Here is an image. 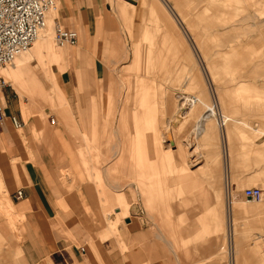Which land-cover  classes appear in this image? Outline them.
Instances as JSON below:
<instances>
[{"label": "rangeland", "instance_id": "374dc122", "mask_svg": "<svg viewBox=\"0 0 264 264\" xmlns=\"http://www.w3.org/2000/svg\"><path fill=\"white\" fill-rule=\"evenodd\" d=\"M181 2L185 3L182 12L174 0H83L77 16L58 18L65 26L77 25L79 40L73 46L56 45L54 23L48 16V28L31 48L46 40L43 43L49 44L47 51L52 55L59 48L69 55L48 63L39 50L31 63L48 92L36 115H28L26 97L20 101L11 85L6 87L18 109L14 113L26 124L11 130L25 146L31 140L36 145L32 147L51 151L61 167L56 171L58 182L67 191L86 183L98 203L102 225L108 226L101 238L114 236L122 250L127 247L117 228L125 225L128 207L130 219L142 229L131 244L145 250L147 260L154 252L169 257L172 264H228L232 248L235 264H264V242L255 237L264 235L260 222L232 203L241 200L248 205L242 190L264 188L249 182L264 179V134L235 129L228 157L223 135L229 123L222 125L226 115L264 132V0ZM58 7L62 11L65 6ZM85 9L88 16H84ZM186 16L195 23L192 31ZM28 51L14 64L0 67L6 82L10 73L21 68V60L29 58ZM95 59L103 64L99 76L92 70ZM71 67L77 86L74 108L55 74ZM193 95L201 102L194 103ZM154 110H159L160 122L155 121ZM203 114L210 117L204 120ZM50 117L57 119L56 124H51ZM33 120L42 129L32 130V137L25 138L24 130ZM204 124L209 128L200 133ZM154 128L160 130L158 146ZM56 135L74 151L73 164L67 163ZM237 159L243 163H236ZM122 193L127 205L119 198ZM218 195L221 202L216 200ZM5 198L13 202L11 190L0 187V235L4 238L0 264H16L19 249L7 243L21 240L23 218L7 211ZM208 198L215 202L220 221L218 239L210 249L206 243L203 247L196 244L197 232L209 225L203 223L205 208L199 211L197 205ZM188 222L193 230H185ZM229 231L233 236L245 235L240 248H233ZM188 250L194 253L187 258Z\"/></svg>", "mask_w": 264, "mask_h": 264}, {"label": "crops", "instance_id": "0c3cea01", "mask_svg": "<svg viewBox=\"0 0 264 264\" xmlns=\"http://www.w3.org/2000/svg\"><path fill=\"white\" fill-rule=\"evenodd\" d=\"M94 0H92L93 3ZM176 7L182 12V7L185 3L181 0H174ZM83 0H63L61 3L64 4L63 10L61 11L58 6L54 7L53 13L50 12V19L53 21L55 17L59 18L66 14L68 16H77L79 11H82ZM60 3V4H61ZM80 6V7H78ZM80 8V9H79ZM63 12V13H62ZM89 15V11L85 9L84 16ZM189 16H186L190 31L195 29V23L191 21ZM82 19V14L81 18ZM59 21V19H58ZM81 22V21H80ZM62 23V22H61ZM81 24L80 31L82 35L86 38V31L83 23ZM65 26V25H64ZM67 28H77L71 26H65ZM84 38V37H83ZM55 41V39H54ZM56 43V41H55ZM57 45V44H56ZM48 46L44 43L38 44V46L30 48L28 51L29 60L24 58L21 60L19 65L21 68L10 73V79L8 83L15 90L16 94L19 96V100L22 101L24 97L29 101L30 107L28 109V115H36L38 113L39 102L43 99H47V91L44 87L40 74H38V69H34L31 64L36 60V55L38 51L46 55L48 58V63L54 61H63L69 55L66 50L59 48L57 54L52 55L47 51ZM76 55V54H75ZM20 57V56H19ZM18 57V58H19ZM22 57V56H21ZM18 58L16 60H18ZM75 58V57H74ZM75 65L78 64V59H76ZM100 65H103L99 59H95L93 65V73L95 76H99V70L102 69ZM75 70L73 67L64 68L61 72L56 71V81L58 86L62 89L67 102L72 108L76 105V94L75 88H77L75 83ZM143 79L140 82L142 84ZM142 90V87H141ZM3 98L6 107V118L0 123V170L2 173V179L0 177V187L4 191V187L11 190V196L13 202L5 198V206L7 211L14 212L18 216H22V232L21 240L15 241L12 239L7 244H16L17 257L18 260L16 264H172L167 256H158V254L152 252L150 258L147 260V255L145 250H138L136 246L131 244L132 240H136L141 234L142 229H139L136 223L130 219V214L128 212V207L125 208V225L118 226L117 230L121 235L123 245L127 249L122 250L120 240L116 239L114 236H108L106 238H101V235L107 231L108 226L102 225V215L99 211L98 203L92 192L88 191L85 186L86 183H81L78 188H74L67 191L65 187L58 182L57 169L61 168L56 161H53V155L51 151L47 149L34 148L36 145L30 141H27L28 146H25L23 139L18 136L15 132L11 130L12 123L8 119L9 115L15 114L18 109L15 104L9 99V93L4 90ZM159 110L153 111V116H155V121L160 122V117L158 116ZM143 117L145 112L142 113ZM75 115V114H74ZM228 120L225 126L229 123V126L225 129V140L227 147V155L233 151L231 142L236 136V130L240 129L243 132L257 131L258 129L252 128L245 120L240 118H231L230 116H223ZM57 120V119H56ZM32 121V123L25 128V138L32 137V130L35 132L42 129L39 123ZM96 123V122H95ZM56 124V122H55ZM144 124L146 125V119L144 117ZM24 126L21 128L23 129ZM209 127L205 124L201 128V132H204ZM63 132V128L59 127ZM264 130V129H263ZM241 132L242 139H247L245 133ZM153 140L155 146L160 143V130L154 128L152 130ZM63 140H65L68 135L64 131ZM59 142L61 143L63 151L66 154V161L69 165L73 164L74 159L71 160L72 151L69 146H63L64 141H61L59 135H56ZM221 138V137H220ZM34 145V147H32ZM30 151H28L29 149ZM255 156V155H253ZM258 157H263L261 154ZM13 160H16L13 166ZM18 160V161H17ZM236 163L242 164L243 162L238 159L235 160ZM228 166L230 161L227 160ZM16 169V175L14 170ZM251 183H256L258 185H264V179H250ZM21 189L23 196L20 199L15 198L17 190ZM122 202L127 205L126 198L124 194H118ZM219 195L217 196V202ZM206 203L197 205V209L201 211L203 207L206 210V217L203 223L207 222L209 225L207 227H201V230L196 234V244L201 243V247L204 243L210 249L212 246V241L216 242L218 239V234L220 231V221L217 216V211L215 210V202L208 198ZM248 205H243L241 200L232 201L236 204L244 213L253 214L260 222V230H264V204H256L251 202H246ZM221 202V201H219ZM16 208V210H15ZM186 209V208H184ZM227 212V211H226ZM169 213L172 211L169 208ZM128 220V221H127ZM185 227L187 230H193V224L189 222ZM211 233V235H205V233ZM243 236L236 235L231 237L233 248H240L244 242ZM255 237H262V242H264V235L261 233L255 235ZM227 240V237H226ZM0 241L3 242L4 238L0 235ZM199 245H197L198 247ZM84 248V251L81 250ZM257 250V247H254ZM194 253V252H193ZM188 250L187 258L193 254ZM156 254V255H155Z\"/></svg>", "mask_w": 264, "mask_h": 264}, {"label": "built area", "instance_id": "2783aa9c", "mask_svg": "<svg viewBox=\"0 0 264 264\" xmlns=\"http://www.w3.org/2000/svg\"><path fill=\"white\" fill-rule=\"evenodd\" d=\"M63 0H0V67L13 63L17 55L26 51L36 40L38 34L47 27V15ZM54 39L60 46L76 45L78 43V32L76 29L67 28L58 18H54ZM10 84L0 76V96ZM6 107L4 98L0 99V123L6 118ZM12 126L18 130L24 126L25 121L17 115L8 116ZM51 124H55L54 117H50ZM222 120V119H221ZM222 122V121H221ZM224 125V124H222ZM242 195L247 201L264 202V188L250 186L242 190ZM23 196L21 189L15 194L16 199ZM231 231L228 238H231ZM84 251V248H81ZM228 264H235L232 248L228 249Z\"/></svg>", "mask_w": 264, "mask_h": 264}, {"label": "bare ground", "instance_id": "6f19581e", "mask_svg": "<svg viewBox=\"0 0 264 264\" xmlns=\"http://www.w3.org/2000/svg\"><path fill=\"white\" fill-rule=\"evenodd\" d=\"M53 8H54V7H53ZM51 11H52V10H51ZM51 11H50V12H51ZM50 12H49V13H50ZM49 13H48V15H47V21H46V23H47V27H46L43 31H45V30L48 28V25H49V23H48V16H49ZM53 21H54V19H53ZM43 31H42V32H43ZM42 32H40V33L38 34V36H37L36 40L34 41V43H35L38 39H40V38H39V37H40L39 35H40ZM52 36H53V39H54V32H53V31H52ZM55 41H56V39H55ZM41 42L46 43V40H45V41H41ZM41 42L38 41V43H36L35 46L37 47L38 44H40ZM34 43H33V44H34ZM33 44H32V45H33ZM56 44H57V41H56ZM32 45H31V47H32ZM57 46H58V44H57ZM31 47H30V48H31ZM30 48H29V49H30ZM29 49H27L26 51H24V52H22V53L27 52ZM22 53L19 54V55H17V57H16V58L14 59V61H13V64H14V62L16 61V59H17L19 56L22 55ZM25 56H26V55H25ZM1 77H2V76H1ZM4 80H5V79H4ZM5 82H6V80H5ZM6 83H7V82H6ZM0 99H1V101H3V97H2V95L0 96ZM186 100H188V98H187ZM191 100H192V99H191ZM188 101L190 102V100H188ZM192 101H193L194 103H195L196 101L199 102V100H198L194 95H193V100H192ZM200 102H201V100H200ZM200 102H199V103H200ZM189 104H191V103H189ZM192 104H193V103H192ZM207 108H208V107H207ZM210 109H211V108H210ZM210 109L208 108V110H210ZM209 115H210V114H209ZM209 115H208V117H210ZM208 117H207V114H203L201 118L205 120V119H207ZM223 120L225 121V123H224V125H225L226 122H227L228 120H226L225 118H223ZM201 123H202V122H201ZM174 124H175V123H174ZM175 128H176V126H175ZM201 128H202V126H201ZM201 128L199 129L200 133H201ZM199 131H197V132H199ZM224 133H225V131H224ZM223 136L225 137V135H223ZM245 201H246V202H251L252 200H251V201H247V200H245ZM231 243H232V241H231ZM232 246H233V243H232Z\"/></svg>", "mask_w": 264, "mask_h": 264}, {"label": "water", "instance_id": "95a60500", "mask_svg": "<svg viewBox=\"0 0 264 264\" xmlns=\"http://www.w3.org/2000/svg\"><path fill=\"white\" fill-rule=\"evenodd\" d=\"M128 221V220H127Z\"/></svg>", "mask_w": 264, "mask_h": 264}]
</instances>
